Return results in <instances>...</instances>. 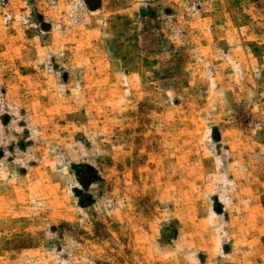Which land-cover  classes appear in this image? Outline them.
I'll list each match as a JSON object with an SVG mask.
<instances>
[{
  "label": "rangeland",
  "instance_id": "1",
  "mask_svg": "<svg viewBox=\"0 0 264 264\" xmlns=\"http://www.w3.org/2000/svg\"><path fill=\"white\" fill-rule=\"evenodd\" d=\"M0 264H264V0H0Z\"/></svg>",
  "mask_w": 264,
  "mask_h": 264
},
{
  "label": "trees",
  "instance_id": "2",
  "mask_svg": "<svg viewBox=\"0 0 264 264\" xmlns=\"http://www.w3.org/2000/svg\"><path fill=\"white\" fill-rule=\"evenodd\" d=\"M85 6L87 7L88 10L90 11H96L100 8L101 6V0H83ZM75 172L77 174L78 180L80 184L84 187L87 188L89 185H91L93 182L97 180V174L96 171L94 170L93 167L89 165H78L75 168ZM79 199H83L81 197V194H77ZM89 199L88 202L85 204L80 202L82 206L84 205H89L91 203V198Z\"/></svg>",
  "mask_w": 264,
  "mask_h": 264
}]
</instances>
